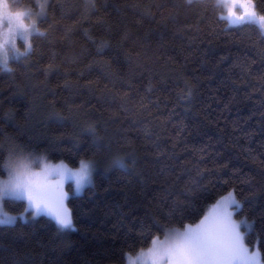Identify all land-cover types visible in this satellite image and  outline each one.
<instances>
[{
	"label": "trees",
	"instance_id": "trees-1",
	"mask_svg": "<svg viewBox=\"0 0 264 264\" xmlns=\"http://www.w3.org/2000/svg\"><path fill=\"white\" fill-rule=\"evenodd\" d=\"M7 2L45 16L31 48L18 40L22 54L0 63V178L15 145L94 170L82 195L64 185L68 229L5 202L21 218L0 225V264H126L160 225H195L230 191L264 260L259 27L231 24L217 0Z\"/></svg>",
	"mask_w": 264,
	"mask_h": 264
},
{
	"label": "snow or ice",
	"instance_id": "snow-or-ice-1",
	"mask_svg": "<svg viewBox=\"0 0 264 264\" xmlns=\"http://www.w3.org/2000/svg\"><path fill=\"white\" fill-rule=\"evenodd\" d=\"M237 3L243 9L239 15L234 11ZM254 15L250 0H231V6L227 9V18L231 24L247 22L245 17ZM11 25V20L5 21L0 15V54L5 57V64L6 46L10 44L13 51H18L15 48L18 38L24 41L26 52L31 48L29 37L32 28L23 25L13 28ZM88 131L95 135L94 128L89 127ZM117 163L119 167H125L122 162ZM4 168L8 171V180L0 181V192L6 186H11L17 199L28 201V206L34 209V216L44 211L61 228L72 225L71 214L64 204L67 198L64 192L65 181L69 176L76 178V191L79 192L85 184L91 183L94 170L92 162L84 160H81L76 171L63 163L53 165L43 155L26 152L19 145L9 149ZM231 204L236 205V211L240 210L241 202L230 191L221 196L195 225L185 224L183 228L160 225L164 237L152 238L151 246L146 251L141 250V256L147 257L143 264H264L260 248H250L245 243L244 234L232 218ZM15 220V217L0 216V225H11ZM245 223L246 230H251L252 225Z\"/></svg>",
	"mask_w": 264,
	"mask_h": 264
},
{
	"label": "clouds",
	"instance_id": "clouds-1",
	"mask_svg": "<svg viewBox=\"0 0 264 264\" xmlns=\"http://www.w3.org/2000/svg\"><path fill=\"white\" fill-rule=\"evenodd\" d=\"M217 4L219 7L225 9L227 11L228 7L231 6V0H217ZM0 15L3 16L5 21L11 20L12 21V27H20L21 25L25 27L32 28V32L36 30V21L35 19L30 18V14L27 10H22L21 8L17 7L16 4H9L6 2V0H0ZM246 20L249 22L255 23L260 31L261 35H264V14H259L255 11V15L252 17H245ZM27 21V22H26ZM9 70V69H8ZM10 71V70H9ZM117 162H122L123 165L126 166L125 160L122 157H116L112 161L113 167H118L121 169H124L125 167H119ZM5 175L8 177V171L5 169ZM2 180V181H7ZM76 178H73L69 176V178L66 180L68 184L74 185L75 191H76ZM87 184H85L86 186ZM82 190L77 192L76 195H82ZM23 199H17L13 189L11 186H6L2 192H0V216H6V217H15V219H20L21 217L12 214L4 205L6 201H16L21 202ZM231 210L233 211V219L236 221V223L239 225V230L242 234H244L245 238L248 235V230H246V223L244 220H236L234 217L238 211H236V205L231 204ZM243 205L241 204L240 209H242ZM27 209V211H25ZM23 211L26 213L28 211H32L33 209L31 207L25 208ZM141 251H137L135 254H128L126 256V264H143V261L147 259V257L141 256Z\"/></svg>",
	"mask_w": 264,
	"mask_h": 264
},
{
	"label": "rangeland",
	"instance_id": "rangeland-1",
	"mask_svg": "<svg viewBox=\"0 0 264 264\" xmlns=\"http://www.w3.org/2000/svg\"><path fill=\"white\" fill-rule=\"evenodd\" d=\"M6 2H7V0H6ZM245 2H248V0H245ZM8 3V2H7ZM250 3L252 4V6H253V8H254V10L258 13V11H257V9H256V7H255V5H254V3L250 0ZM242 8H241V6H240V3H237L236 4V6H235V8H234V11H236L237 12V14L239 15V14H241V12H242ZM28 13L30 14V18L31 19H35V21H36V29H38V21H39V19H41L42 17H44L45 16V10L44 9H40L38 12H35V13H32V12H29L28 11ZM223 15L227 18V11L225 10V9H223ZM228 19V18H227ZM228 21H229V19H228ZM27 22V21H26ZM244 23H249V21H247V22H244ZM244 23H241V24H244ZM241 24H234V25H241ZM5 31H6V28L4 29ZM35 32H37V30H34L32 33H35ZM18 40H22V39H20V38H18L17 40H16V44H15V48L16 49H18V51H13L12 49H11V45L9 44V45H7L6 46V48H7V61L9 60V58H11L12 56H19V55H21L22 54V51H21V49H19L18 48V46H17V42H18ZM23 41V40H22ZM0 63L1 64H4V65H6L5 64V57L3 56V54H0ZM7 63V62H6ZM88 162V161H87ZM60 163H62V162H60ZM60 163H56V164H60ZM51 164H53V165H56V164H54V163H51ZM64 165H66L69 169H71V170H73V171H76V170H78L79 169V167H70V166H68L67 164H65V163H63ZM36 171H39V169H36ZM93 172V171H92ZM92 175V174H91ZM8 177L6 176L5 178H0V181H2V180H6ZM65 183H66V181H65ZM65 183H64V185H65ZM88 185V184H87ZM86 185V186H87ZM86 186H84L83 188H82V192H83V190L85 189V187ZM64 192L65 193H67V198L65 199V201H64V204H65V206L67 207V209L69 210V208H68V205H67V200H68V197H69V193H68V191L64 188ZM73 192H74V194H76V191H75V188H74V185H73ZM233 193V192H232ZM234 194V193H233ZM227 195V194H226ZM225 196V195H224ZM235 196V195H234ZM237 199V198H236ZM238 200V199H237ZM23 201H25L26 202V204H27V207H28V201L26 200V199H23ZM33 211H34V209L32 210V213H33ZM70 212V211H69ZM40 215H44V216H47V217H49V218H51L52 220H54L55 221V219L52 217V216H50V215H48L46 212H44V211H41L39 214H37V215H35V216H40ZM235 218V217H234ZM236 219V218H235ZM237 220V219H236ZM56 222V221H55ZM60 227V226H59ZM61 228V227H60ZM62 229H68V228H62ZM246 243V242H245ZM250 247V246H249ZM251 248V247H250ZM147 249H145V251H146Z\"/></svg>",
	"mask_w": 264,
	"mask_h": 264
}]
</instances>
